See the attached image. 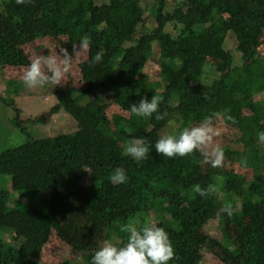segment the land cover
<instances>
[{"label": "trees", "instance_id": "trees-1", "mask_svg": "<svg viewBox=\"0 0 264 264\" xmlns=\"http://www.w3.org/2000/svg\"><path fill=\"white\" fill-rule=\"evenodd\" d=\"M0 6L6 17L0 26V67L23 64L19 47L32 41L54 39L72 51L80 40L74 28L85 29L84 36L91 37L87 60L77 65L81 85L56 91L58 101L51 108L52 113L65 110L80 116L78 130L41 138L28 132L23 142L0 151V264H47L42 262L43 248L54 231L70 247L69 256L57 264H91L99 235L126 241L120 229L133 217L150 219L169 232L177 255L169 264H200L207 242L219 246L218 255L231 263L237 259L228 249L236 248L240 258L254 254L264 264V144L258 141L263 124L243 121L245 109L258 102L249 95L264 91V66L258 65L264 56V0H32L25 5L5 0ZM98 8L105 10V18L85 27L80 17ZM147 12L155 17L154 27L142 25ZM230 34L236 37L239 58L230 50L228 61H213L226 49ZM156 44L168 64L161 71L162 81L150 80L144 71ZM98 51L103 60L92 63ZM244 66L246 71L239 74ZM206 75L214 77L204 82ZM240 79L246 94L229 85ZM104 86L125 113L110 117L92 105L91 94ZM153 95L162 100V119L155 114L141 118L130 111L131 104ZM258 103L264 110V103ZM225 113L238 132L226 131L225 146L223 138L219 147L228 162L238 159L254 169L251 182L239 172H222L221 166L211 164L201 173L205 158L198 151L166 158L153 147L139 165L124 155L132 136L154 146L161 135ZM174 119L181 124L176 132L168 129ZM87 167L98 177L84 184L88 172L93 176ZM116 167L127 170L126 184L110 182ZM195 185L213 191L202 197L193 193ZM67 187L72 195L63 205L42 198L46 190ZM227 205L232 206L231 216L222 212ZM166 209L177 217L156 222ZM218 213L222 225L232 222L241 236L239 244L226 238L199 240L200 228ZM177 224L181 231L174 230ZM14 231L23 234L7 241Z\"/></svg>", "mask_w": 264, "mask_h": 264}, {"label": "rangeland", "instance_id": "rangeland-1", "mask_svg": "<svg viewBox=\"0 0 264 264\" xmlns=\"http://www.w3.org/2000/svg\"><path fill=\"white\" fill-rule=\"evenodd\" d=\"M4 1L5 0H0V4H3ZM105 16V10L103 11L102 9L98 8L95 9L93 13L82 16L83 18L80 17V19L84 21V24H86L85 27L90 28L92 27L95 20L103 19L105 18ZM78 21L79 20H77L76 22ZM5 22L6 17L3 13H1L0 6V26H3ZM145 24L146 26H144ZM155 24L156 21L154 15L151 12L145 13L142 23L144 28H146L147 26L148 28L154 27ZM71 30L73 33V29ZM84 30L85 29L82 30L81 27L74 28L75 35L81 39L85 34ZM237 48L238 43L236 37L235 35L230 34L226 49H222L220 54L215 57L213 61H228L229 55L227 51L230 50L232 52H235L238 57L239 53L237 52ZM61 50H63V48L59 45V42L54 39L32 41L30 43H27L26 45L19 47V51L23 59V64H21L18 68L0 67V151L11 145H16L23 142L26 139V134L28 132H31V134H33L34 136L41 138L75 131L80 127V116L77 117L72 112H68L65 110H61L58 113H52L51 108L52 106H55L58 101L56 91L67 87H79L81 85V77L77 69V65L79 64V62L84 60L83 55L75 57L74 49L72 51L67 50V52L72 56L73 59L71 61L69 72L65 74L62 82L59 85L48 86L42 89L29 90L23 86L21 81L22 73L32 59H34L38 55L43 56L58 54L62 57L63 53L61 52ZM162 50L163 49L158 44H156L151 60L149 64L147 63L145 66L144 71L149 73L151 78L150 80L162 81L164 78L161 71L167 69L168 64L165 60H163ZM85 55L87 57L88 52ZM113 63H116V61H113ZM199 63L200 61L196 63L197 65L195 66V70H193V72H197ZM258 65L264 66V56L261 57ZM245 69L246 67L244 66L237 72L241 74L242 72L246 71ZM230 74L232 76L233 72H230ZM213 77V75H206L205 81H203L209 82ZM13 80L16 81L10 83V81ZM244 84L245 83L242 79H240V81L238 82H229V85H237L238 90L239 88H242L241 91L246 94L245 90L243 89ZM241 91L239 90L238 93L241 94ZM252 96H254L253 100H256L258 102L262 101V103H264V91L256 95H249V97ZM90 98L93 100L92 105H99L101 108L106 110L105 112L110 117L114 113H125V111L115 102L113 91H111L106 86L98 88L96 92L91 94ZM258 102L254 104L255 106H253L252 109H245L243 113L246 114L243 117V121L247 124H251L255 120H261V124L263 125L259 129V131L264 132V110H262ZM226 115L229 116V113L220 115V117L216 118L213 121V126L219 128L221 132L219 136L214 137L213 145L219 146L221 144L220 141L224 138L226 131H230L232 134L238 132V129L236 126H234V123L229 124L231 123V121H228V119H226ZM17 121L19 123H17ZM197 125H199V123L192 124V126ZM180 127L181 124L178 121L170 120L168 126V129H170V131H179ZM23 128H25V130H23ZM222 141V145L225 146V138ZM243 144L245 143H240V149H244L245 146L243 147ZM225 158L226 156L225 154H223L220 171L223 172L226 169H228L227 171L234 170L235 172L243 174L246 181H253L254 169L245 166L244 163H240L238 159L234 160L233 163H230L225 160ZM209 164L210 163L207 160H203L201 173L207 172V170L209 169ZM87 168L88 170L90 169V171L93 172V176H91L88 172V176H86L84 184H89L90 182H92L91 180H96V178L98 177L93 167ZM221 176L220 179H222ZM45 192L46 195H43L42 198L51 197V200L55 205H63L65 202L67 203V198L72 195V190L69 187L55 189L54 192L51 191V193L47 190ZM176 217L177 216L175 215V213L166 209L165 213H160L155 221L160 222L162 220L175 219ZM209 218V221L200 228L201 232H199V240L201 238L210 237L214 240L221 241L222 239L226 238L227 240L229 239L230 244H239V242L241 241V236L237 235L236 229L233 226L232 222H226L225 225H222L223 223L221 222L220 213H218L217 215L215 214L214 216H209ZM246 220H244V223L246 222ZM21 234L23 233L14 231L13 236L9 235L7 241H12L16 239V235L20 236ZM101 235H99V245L106 240H111L114 243L121 242V238L119 236H113L110 239H104V236ZM218 247L219 246H215L213 243H205L203 249L201 250L203 259H201L200 264H262L261 262H259L258 257L254 254H246L244 259L242 257L240 258V250H237L236 248L228 249L230 254L237 259L236 263H231L227 260H224V257H221V255H218ZM96 248H98V245ZM69 249V244L66 241L62 240L57 235V232L54 231L49 241L43 248L42 262L47 264H57L58 262L64 260L65 257L69 256Z\"/></svg>", "mask_w": 264, "mask_h": 264}, {"label": "clouds", "instance_id": "clouds-1", "mask_svg": "<svg viewBox=\"0 0 264 264\" xmlns=\"http://www.w3.org/2000/svg\"><path fill=\"white\" fill-rule=\"evenodd\" d=\"M31 2L32 0H15L17 5ZM78 42V48L74 45L75 57L83 55L87 60L85 54L90 49L91 37L83 36ZM61 52L62 57L58 54L38 55L32 59L22 73L23 86L35 90L59 85L69 72L73 59L66 49ZM102 60L103 52L98 51L91 62L100 63ZM161 102V98L155 95L150 100L141 98L138 103L131 104L130 111L137 117L152 118L155 114L156 119H162L163 116L158 111ZM213 116L206 117L197 126L184 127L176 134L161 135L154 146L143 137L132 136L124 147V155L139 165L149 158L153 147L158 155L166 158L185 157L198 151L212 167H220L223 150L218 145H213V139L221 132L213 126ZM226 119L231 120L232 117L226 115ZM258 141L264 144V132L258 133ZM109 180L114 185L126 184L129 180L127 170L122 167L114 168ZM192 191L203 197L213 190L195 185ZM222 212L231 216L232 206H225ZM173 227L176 231L182 230L178 224ZM120 231L126 233V241H104L91 256V264H169L177 259L169 232L150 219L133 217L122 225Z\"/></svg>", "mask_w": 264, "mask_h": 264}]
</instances>
